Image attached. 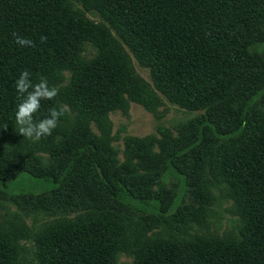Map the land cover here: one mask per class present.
Returning a JSON list of instances; mask_svg holds the SVG:
<instances>
[{
    "label": "trees",
    "instance_id": "trees-1",
    "mask_svg": "<svg viewBox=\"0 0 264 264\" xmlns=\"http://www.w3.org/2000/svg\"><path fill=\"white\" fill-rule=\"evenodd\" d=\"M72 3L96 12L99 20L84 17ZM12 33L31 39L35 46H18ZM86 42L97 52L85 59ZM255 42H264V0H0V144L7 145L0 152V185L7 186L19 175L40 181L43 187L28 185L20 195H33L40 210L51 208L52 194L68 186L72 194L105 197L109 205L131 212H168L162 197L143 195L139 184L129 181L132 176L101 160L104 149L80 120L64 123L66 116L59 118L49 136L61 154L46 166L35 156L41 147L33 149L15 122L20 99L14 82L24 70L33 83L44 77L49 86L59 73L71 71L63 93L41 101L34 120L43 119L50 108L59 109L61 101L74 106L77 97L89 105L124 95L140 101L149 91L139 85L127 48L149 70L156 90L181 107L201 111L189 127L194 134L187 148L200 147L210 137L236 138L227 152L215 150L207 157L205 150L201 155L206 160L217 156L226 197L240 219L237 233L203 231L206 224L184 240L159 216L156 220L172 238L161 245V240L152 239L146 243L151 246L132 248L131 264H264V114L253 115L257 100H264V50L250 51ZM48 139L36 142L50 150ZM195 153L194 162L201 157ZM174 158L170 154L164 161L181 188L168 205L181 200L183 188L194 178L191 172L180 171ZM142 220L147 219L135 222ZM88 227L89 235L74 252L51 257L50 264H113L111 255L120 241L115 243L114 235L101 225ZM8 250L0 242V264H11L4 256Z\"/></svg>",
    "mask_w": 264,
    "mask_h": 264
},
{
    "label": "rangeland",
    "instance_id": "rangeland-1",
    "mask_svg": "<svg viewBox=\"0 0 264 264\" xmlns=\"http://www.w3.org/2000/svg\"><path fill=\"white\" fill-rule=\"evenodd\" d=\"M72 7L76 11L81 9L83 16L92 21L99 20L96 12L82 9L80 3H72ZM85 46L83 58L94 56L97 49L89 42ZM254 49L263 51L264 42L261 45L253 43L249 50ZM125 50L130 56L133 73L139 77V85H144L149 93H144L145 97L140 101L132 100L127 95L117 101L105 100L102 104L91 105L85 101L79 103L81 99L77 97L79 102L71 107L61 101V106H67V111L63 114L66 116L64 123L80 120L84 130L92 139L99 141L104 149L101 160L108 167L132 176L129 181L139 184L143 195L162 197L165 201L162 207L168 212L164 215L152 214L157 211L148 209L131 212L124 206L109 205L105 197L92 196L85 199L72 194L68 186L60 188L57 194H52V203H49L51 208L40 210L34 205L33 195H20L29 190L28 185L33 184L37 189L43 185L40 181L28 177L25 180L19 175L7 186L0 185V242L9 247V253L4 255L10 257L8 263L50 264L51 257L53 260L58 254L67 256L74 252L73 249L78 248L80 240H85L89 235L88 226L91 224L107 229L108 233L114 235L115 243L120 241L121 246L111 255L113 264H131L135 259L132 248L137 251L142 243L144 246H151L146 243L158 239L161 240L158 241L161 245L172 238L165 235L162 224L156 220L159 216L166 219L179 239H189L196 228L206 224L201 228L203 231L207 229L217 235L237 233L240 219L234 214L232 201L226 197L228 188L221 179V168L215 162L217 156L206 160L201 155L205 150H209L207 157L215 150L227 152L236 138L220 141L210 137L200 147L187 148L194 134L189 127L200 116L201 111L181 107L156 90L149 70L139 65L127 48ZM258 61L260 58H256L254 62ZM70 75L71 71L64 70L53 80L58 95L66 89ZM140 94L139 91L137 97ZM262 114L264 100L258 99L253 115L260 117ZM48 137L50 142L51 136ZM29 141L33 149L41 147L34 152L43 166L61 154L54 143L50 142V150H47L39 142L32 139ZM5 148L7 145L0 144V152ZM195 151L200 152L201 156L197 157L196 163L195 157L192 159ZM170 154L175 155L174 162L180 171H188L194 175L183 188L181 200L172 203L175 198L171 199L174 206L168 205V202L172 195L179 193L181 185L176 184L175 172L168 169L164 161ZM192 164L196 165L193 167ZM135 219L147 220L135 222ZM72 224L74 228L71 229ZM127 237H130L131 242L128 247ZM102 241L106 243L108 239L103 238Z\"/></svg>",
    "mask_w": 264,
    "mask_h": 264
},
{
    "label": "clouds",
    "instance_id": "clouds-1",
    "mask_svg": "<svg viewBox=\"0 0 264 264\" xmlns=\"http://www.w3.org/2000/svg\"><path fill=\"white\" fill-rule=\"evenodd\" d=\"M15 43L20 47H34L31 39L21 37L12 33ZM42 41L46 37H41ZM28 70L21 72L19 78L14 82L15 89L20 99L15 111V122L21 136L39 141L41 138L52 134L58 125L59 118L67 111V106L59 109L53 107L49 109L48 115L43 119L34 120V114L41 107V101H51L58 95V89L49 86L46 78L41 77L38 82L33 83Z\"/></svg>",
    "mask_w": 264,
    "mask_h": 264
}]
</instances>
